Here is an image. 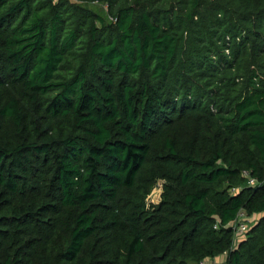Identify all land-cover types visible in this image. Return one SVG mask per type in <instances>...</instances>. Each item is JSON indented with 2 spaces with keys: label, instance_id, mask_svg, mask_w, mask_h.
<instances>
[{
  "label": "trees",
  "instance_id": "obj_1",
  "mask_svg": "<svg viewBox=\"0 0 264 264\" xmlns=\"http://www.w3.org/2000/svg\"><path fill=\"white\" fill-rule=\"evenodd\" d=\"M219 257L264 264V0H0V264Z\"/></svg>",
  "mask_w": 264,
  "mask_h": 264
},
{
  "label": "rangeland",
  "instance_id": "obj_2",
  "mask_svg": "<svg viewBox=\"0 0 264 264\" xmlns=\"http://www.w3.org/2000/svg\"><path fill=\"white\" fill-rule=\"evenodd\" d=\"M91 7L100 14H107L108 13V9H107V6L105 4H93V5H91ZM163 184H164L163 181H159V183L157 184V188L153 191V193L151 194V196L148 199L149 204L157 205L160 203L161 195L163 192ZM254 220H255V218L252 217L251 219H249L248 224L250 225L251 222ZM217 260H218V264H225L226 257H219Z\"/></svg>",
  "mask_w": 264,
  "mask_h": 264
},
{
  "label": "built area",
  "instance_id": "obj_3",
  "mask_svg": "<svg viewBox=\"0 0 264 264\" xmlns=\"http://www.w3.org/2000/svg\"><path fill=\"white\" fill-rule=\"evenodd\" d=\"M244 175L249 178L248 184L251 186H256V180L251 177V174L249 171H244ZM249 216L245 211H240L237 215L236 221L234 222L237 235L240 237H245L248 229H249ZM201 264H206V263H201Z\"/></svg>",
  "mask_w": 264,
  "mask_h": 264
},
{
  "label": "crops",
  "instance_id": "obj_4",
  "mask_svg": "<svg viewBox=\"0 0 264 264\" xmlns=\"http://www.w3.org/2000/svg\"><path fill=\"white\" fill-rule=\"evenodd\" d=\"M218 258L214 259L213 261L209 260L208 262H206V264H218Z\"/></svg>",
  "mask_w": 264,
  "mask_h": 264
}]
</instances>
